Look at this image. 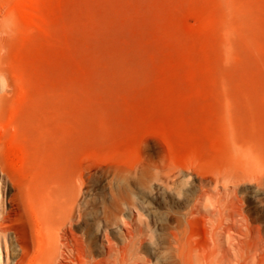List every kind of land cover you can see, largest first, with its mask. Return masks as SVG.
Instances as JSON below:
<instances>
[{
    "label": "rangeland",
    "instance_id": "obj_1",
    "mask_svg": "<svg viewBox=\"0 0 264 264\" xmlns=\"http://www.w3.org/2000/svg\"><path fill=\"white\" fill-rule=\"evenodd\" d=\"M0 7V264H264V0Z\"/></svg>",
    "mask_w": 264,
    "mask_h": 264
},
{
    "label": "bare ground",
    "instance_id": "obj_2",
    "mask_svg": "<svg viewBox=\"0 0 264 264\" xmlns=\"http://www.w3.org/2000/svg\"><path fill=\"white\" fill-rule=\"evenodd\" d=\"M7 21V12H6V9L4 8V7H0V22L1 23H5ZM1 32H3V29H0V33ZM7 166V165H6ZM27 202V201H26ZM20 203L22 204V202H17V206L19 207V205H20ZM26 204H28V202L26 203ZM31 211V210H30ZM71 222V221H70ZM38 224V223H37ZM39 227V226H38ZM2 232H4V231H2ZM129 233V239H127V241H126V243H125V245H124V248H123V250L125 249H129V251L131 252V249L132 250H134V249H136V248H141V246H140V238L138 237H136V235L135 234H133V232H128ZM22 234V233H21ZM23 235H24V242H23V244L20 246V251H21V254H22V258H21V260H23V259H26V257L28 256V255H30L29 254V252H30V249H32V250H34V248H36L35 247V245H37V244H39L40 243V241L37 239V241H32L31 243L32 244H29L28 242H27V239H26V233L25 232H23ZM142 236V235H141ZM56 238V237H55ZM53 239V238H52ZM107 239V238H106ZM23 240V239H22ZM54 240V239H53ZM108 240V239H107ZM44 241H47L46 239L44 240ZM57 241V240H56ZM109 241V240H108ZM61 243V242H60ZM63 243V242H62ZM46 243L44 242V245H45ZM90 244V243H89ZM51 245V244H50ZM40 246V245H39ZM38 246V247H39ZM49 246V245H48ZM53 247V252H52V254L50 255V256H48L49 258H48V264H60V259L61 258H64V257H62V254H61V246H60V244H55L54 246H51V248ZM7 249V248H6ZM11 251V250H10ZM120 251L119 250H114V248L112 249V247H110L109 246V255H113V254H120L119 253ZM7 253V252H6ZM89 253H91V251L89 252ZM85 257V256H84ZM77 258V257H76ZM65 259V258H64ZM115 259H116V257H115ZM85 260V259H84ZM46 264H47V262H46ZM62 264V263H61Z\"/></svg>",
    "mask_w": 264,
    "mask_h": 264
}]
</instances>
